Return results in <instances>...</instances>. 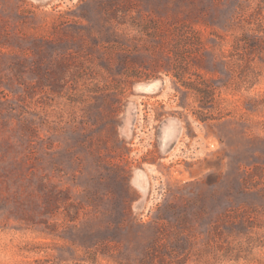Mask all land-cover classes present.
Listing matches in <instances>:
<instances>
[{"label":"rangeland","instance_id":"obj_1","mask_svg":"<svg viewBox=\"0 0 264 264\" xmlns=\"http://www.w3.org/2000/svg\"><path fill=\"white\" fill-rule=\"evenodd\" d=\"M244 32L264 0H0V264H264Z\"/></svg>","mask_w":264,"mask_h":264},{"label":"trees","instance_id":"obj_2","mask_svg":"<svg viewBox=\"0 0 264 264\" xmlns=\"http://www.w3.org/2000/svg\"><path fill=\"white\" fill-rule=\"evenodd\" d=\"M245 33V32H244ZM188 37L189 40H193L195 39V34L193 32L188 33ZM235 51H238L240 49H242V58L240 59V61L243 62V64H245L247 67L250 65V56L252 54H259L264 52V42L262 41V38L259 35H253L252 37L250 35H248V33L246 32L245 35H242L241 37H238L236 42H235ZM203 51L202 47H198L196 50V53H201ZM233 56V54L231 55ZM215 59V58H214ZM239 61H234L233 59H231L229 62H225V65H228L230 67V71H234L236 72L235 68L236 67H240L241 63H238ZM211 73H215L216 71H210ZM174 77H176L180 82H182V84H186L183 80H182V75L181 74H175ZM252 77H250V75H246L244 77H240L239 82H242L244 84H253L252 81ZM238 82H236L235 84H237ZM231 83H226L224 84V86H227ZM186 86H190L187 85ZM194 90H196V92L198 93H202L204 94L205 97H212L214 95V91L213 90H202V89H197L194 88ZM263 104H264V100H262ZM205 120V119H202Z\"/></svg>","mask_w":264,"mask_h":264},{"label":"bare ground","instance_id":"obj_3","mask_svg":"<svg viewBox=\"0 0 264 264\" xmlns=\"http://www.w3.org/2000/svg\"><path fill=\"white\" fill-rule=\"evenodd\" d=\"M157 88H158V83H157V82H154V83L148 84V85L143 89V91H144V92H153V91H155Z\"/></svg>","mask_w":264,"mask_h":264},{"label":"water","instance_id":"obj_4","mask_svg":"<svg viewBox=\"0 0 264 264\" xmlns=\"http://www.w3.org/2000/svg\"><path fill=\"white\" fill-rule=\"evenodd\" d=\"M157 83H158V86H159V85L163 84V80L160 79V80L157 81ZM147 85H148V84L138 86V87H137V91H143V89H144Z\"/></svg>","mask_w":264,"mask_h":264}]
</instances>
